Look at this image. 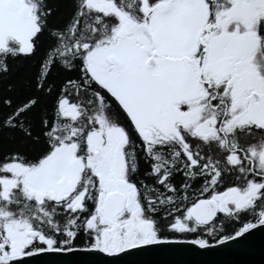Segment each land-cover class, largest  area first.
Masks as SVG:
<instances>
[{"label":"snow or ice","instance_id":"obj_1","mask_svg":"<svg viewBox=\"0 0 264 264\" xmlns=\"http://www.w3.org/2000/svg\"><path fill=\"white\" fill-rule=\"evenodd\" d=\"M264 231V0H0V264Z\"/></svg>","mask_w":264,"mask_h":264},{"label":"water","instance_id":"obj_2","mask_svg":"<svg viewBox=\"0 0 264 264\" xmlns=\"http://www.w3.org/2000/svg\"><path fill=\"white\" fill-rule=\"evenodd\" d=\"M102 256H47L33 264H81L96 262ZM118 264H264V231L248 238L246 247L220 246L217 250H200L193 246H173L162 251L135 252L120 258Z\"/></svg>","mask_w":264,"mask_h":264}]
</instances>
